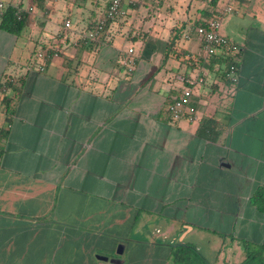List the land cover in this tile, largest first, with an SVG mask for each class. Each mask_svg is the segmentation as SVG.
<instances>
[{"label":"crops","instance_id":"0c3cea01","mask_svg":"<svg viewBox=\"0 0 264 264\" xmlns=\"http://www.w3.org/2000/svg\"><path fill=\"white\" fill-rule=\"evenodd\" d=\"M110 1L0 0L28 11L20 36L0 28L23 81L0 142V264H241L244 241L264 243V0H123L127 16L85 43ZM214 11L241 47L234 84L196 33ZM179 75L206 78L195 121L169 112Z\"/></svg>","mask_w":264,"mask_h":264},{"label":"built area","instance_id":"2783aa9c","mask_svg":"<svg viewBox=\"0 0 264 264\" xmlns=\"http://www.w3.org/2000/svg\"><path fill=\"white\" fill-rule=\"evenodd\" d=\"M5 4L0 2V16L5 10ZM33 7L28 8L29 11H33ZM232 7L227 6L223 13L232 12ZM127 10L124 7L123 0H111L105 14L87 31V33L81 36V39L85 42L96 41L100 35L104 32L106 26L119 18L126 17ZM222 15L212 16L211 18L205 20V22L196 28L198 37L201 40L202 47L208 57H213L218 54L226 57L230 65L227 68V77L231 79L234 83L238 80V57L241 52V47L233 42L230 38L223 35L220 32L222 25ZM73 23L71 20L65 22V28L71 29ZM130 49V52H133ZM40 60L44 58V54H39ZM126 65L130 66L132 62L129 60L125 61ZM39 70H45V63L41 62L38 65ZM178 78L185 82L182 89V93L179 97L175 98L173 102L169 104V112L173 120H179L182 118H187L191 121H195L198 118V109L192 103L193 96V85L197 83H206L205 76L201 75L197 78H187L179 75Z\"/></svg>","mask_w":264,"mask_h":264},{"label":"trees","instance_id":"16d2710c","mask_svg":"<svg viewBox=\"0 0 264 264\" xmlns=\"http://www.w3.org/2000/svg\"><path fill=\"white\" fill-rule=\"evenodd\" d=\"M217 0H212V5H216ZM213 16H218L219 12L214 11ZM28 11L21 8V6H15L13 4H8L5 7L1 15L0 28L20 36L27 25ZM108 26V25H107ZM106 26V28H107ZM105 28V29H106ZM174 43V41H173ZM59 42H51L42 44L33 53V59H40L39 54L43 53L44 58L43 62L45 64L54 57L55 54L59 51ZM169 55L167 53L166 57ZM239 64V63H238ZM228 84H234V82L227 77ZM0 90L3 92L0 98V110L6 115L5 120L3 121L7 129L5 127L0 128V142L6 138L8 128L12 122V118L15 113V105L17 100L20 98V95L23 92V81L21 78L12 76L11 74L4 75L0 80ZM172 100L171 102H173ZM205 122H212V119H206L202 125V133H204V124ZM2 154V149H0V155ZM264 197L263 191L258 190L257 194L254 196V201H257L259 198ZM260 208L264 209V199L262 203H260ZM243 247L246 251V258L241 264H264V243L263 244H252L249 242H243Z\"/></svg>","mask_w":264,"mask_h":264},{"label":"rangeland","instance_id":"374dc122","mask_svg":"<svg viewBox=\"0 0 264 264\" xmlns=\"http://www.w3.org/2000/svg\"><path fill=\"white\" fill-rule=\"evenodd\" d=\"M190 2V1H189ZM169 3V5L168 6H171V8H172V10L171 11H175L176 12V14H178L179 13V9H180V4L176 1V2H168ZM194 5V4H193ZM156 7H157V5H155ZM187 8H189V7H187ZM192 8H194V6H192ZM146 10V9H145ZM144 10V11H145ZM185 11V10H184ZM185 13V12H184ZM188 15H190V17L192 18V17H194L191 13H186V16H185V18L184 19H187V16ZM165 17H167V14H160L159 12L157 13V15L156 16H154V17H152V19H151V21H157V22H161V21H163V20H166V18ZM173 16L171 15V20H173V18H172ZM177 17H180V16H177ZM135 18H137V16H136V14H134L133 15V17H129V20H130V23H132L133 21H134V19ZM176 21H177V19L178 18H174ZM194 19V18H193ZM168 21V20H167ZM176 21H172V23H176ZM143 24V21H141L140 22V24L139 23H137V25L135 24V31L137 30V29H139L141 26L140 25H142ZM148 25H151V23L150 22H148V20H146L145 21V26L147 27ZM190 28V27H189ZM189 28H187L186 30H188ZM197 33V32H196ZM121 38L122 37H120V36H118L117 37V39L118 40H121ZM127 38V37H126ZM124 40H125V42H128V44L130 45V44H134V45H136V46H139L140 44H139V42H138V40H132V39H125L124 38ZM9 54V52H8V46H7V48H6V46L4 47V46H2L1 48H0V75L3 77L4 75H7V74H11L14 70H15V66H13V64L11 63V59H7L6 58V55H8ZM4 58H6V59H4ZM5 60V61H4ZM1 77V78H2Z\"/></svg>","mask_w":264,"mask_h":264},{"label":"water","instance_id":"95a60500","mask_svg":"<svg viewBox=\"0 0 264 264\" xmlns=\"http://www.w3.org/2000/svg\"><path fill=\"white\" fill-rule=\"evenodd\" d=\"M123 251H124V246L123 245L119 246L118 249H117V252L119 254H122ZM98 258L101 261L105 262V263H107L109 261V257H107V256L100 255ZM120 263H122V260L121 259H111L110 260V264H120Z\"/></svg>","mask_w":264,"mask_h":264}]
</instances>
